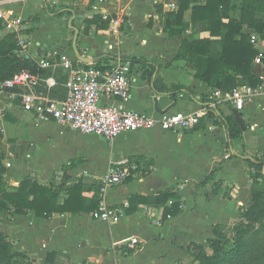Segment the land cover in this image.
Instances as JSON below:
<instances>
[{
    "label": "crops",
    "instance_id": "crops-1",
    "mask_svg": "<svg viewBox=\"0 0 264 264\" xmlns=\"http://www.w3.org/2000/svg\"><path fill=\"white\" fill-rule=\"evenodd\" d=\"M172 1L177 7L170 10L167 4ZM196 4L205 5L206 0H191V8L185 14L189 27L181 36L171 37L165 30L166 20L170 12L178 9V0H0V12L15 14L25 21L19 35L15 33L27 44L18 53L20 56L36 62L53 51L76 57L73 40L77 28L80 33L76 45L83 56L92 60H79L82 66L110 69L125 58L157 65L153 69L128 61L132 70L130 100L104 96L103 104L153 116L166 111L207 112L193 129L168 132L157 126L107 140L82 134L53 119H40L20 105L10 106L5 111L8 117L1 119L0 147L4 150L7 178L13 186L31 177L44 185L63 186L66 197L68 188L82 182L88 187L83 194L90 202L97 189L92 188L99 185L114 162L130 157L149 169L147 174L109 189L108 202L123 210L118 222L94 219L91 212L54 214L49 219L38 217L31 210L10 217L0 214V227L8 233L14 250L25 253L32 264H46V254L52 251L57 254L55 264H197L195 244L211 254L208 240L215 237L213 227L219 224L231 233L240 219V207L250 202L252 186L249 163L244 159L264 157V58L256 63L257 55L252 62L261 83L243 84L256 91L253 101L246 102L241 111L229 100L214 106L215 91L220 88L197 79L187 60L175 59L183 38H220L212 36L205 24L192 22V6ZM46 5L54 11L62 7L71 11L55 16L46 10ZM241 7L242 1L235 0L230 15L239 18ZM104 13L120 18V26L105 29L86 23ZM256 18L264 21V11H258ZM4 27L0 28V40L11 32ZM244 31L250 37L257 36L254 48L264 54L260 33L248 24ZM42 74L49 78L51 70ZM66 77V71L59 68L55 96L59 97L65 89L62 84ZM156 78L169 87L182 85L185 89L173 95L156 92ZM235 110L245 129L240 125L241 136L230 141L226 118L237 119ZM92 150L101 155V163L91 162ZM216 188L220 190L217 194L213 193ZM165 191L177 192L181 203L177 215L164 219L165 206L156 203L131 205L133 196ZM172 201L166 206L170 207ZM133 238L139 242L132 244Z\"/></svg>",
    "mask_w": 264,
    "mask_h": 264
},
{
    "label": "trees",
    "instance_id": "trees-1",
    "mask_svg": "<svg viewBox=\"0 0 264 264\" xmlns=\"http://www.w3.org/2000/svg\"><path fill=\"white\" fill-rule=\"evenodd\" d=\"M234 1L206 0L205 5L196 4L192 6V22L205 24L212 36H220V38L219 40L214 38L200 40L183 38L180 49L175 56V59H184L191 64L195 69L197 79L226 92H230L243 84L255 86L261 83L252 68V62L259 53L254 48L250 35L244 31V25L248 24L250 28L259 32L264 38V21L256 18L258 11H264V0H241L242 7L239 18L230 15ZM189 8H191V0H178V9L169 13L165 30L171 37L181 36L189 27L188 22L185 21V14ZM46 10L60 17L70 14L71 11L67 7L54 11L49 5H46ZM86 23L88 25L97 24L105 29L111 25L109 19L104 20L101 16H94L92 19L86 20ZM2 26L3 20L0 18V28ZM21 51L22 47L15 33L10 32L0 40V82L25 69L34 73L38 72L37 62L33 58L20 56L18 53ZM122 61L139 62L153 69L157 68V65L143 59L125 58ZM97 67L100 66L97 65ZM45 71L41 70V73ZM153 87L156 92L172 95L176 92H183L185 89L182 85L169 87L161 78L153 80ZM65 95L66 90L64 89L59 97L64 98ZM3 117L7 118L8 116L5 115V112H0V140L3 138L1 125ZM226 121L228 122L230 141L240 137L243 129L237 119L232 117L231 121L226 118ZM229 145L231 146V142ZM241 155L243 156L244 153ZM244 160L249 163V176L252 181L250 202L247 206L240 207V219L232 227L231 233L219 224L213 227L215 237L208 240L212 249L211 254L202 245L195 244L198 264H264V249L257 244L256 240L247 238L255 224L264 219V157H246ZM7 174L4 150L0 147V214L3 213L7 217L13 216L15 213L25 214L31 210L36 216L49 219L54 214L76 215L92 212L99 206L100 183L92 188L97 189L90 202H87L83 193L88 187L82 182L68 188L66 190L67 195L64 197L62 194L63 186L59 188L53 185H44L28 177L16 187L9 183ZM210 176L211 174L208 178ZM66 180L67 176H64L63 185H65ZM219 191V188H216L213 193L217 194ZM171 199L173 200L172 205L166 206ZM178 199L177 192L165 191L153 196H133L131 205L150 202L164 205V219H167L181 211V203L177 201ZM56 255L55 251L48 252L46 264H55ZM0 264H32L25 253L14 250L8 233L1 227Z\"/></svg>",
    "mask_w": 264,
    "mask_h": 264
},
{
    "label": "built area",
    "instance_id": "built-area-1",
    "mask_svg": "<svg viewBox=\"0 0 264 264\" xmlns=\"http://www.w3.org/2000/svg\"><path fill=\"white\" fill-rule=\"evenodd\" d=\"M167 6L172 10L177 4L172 1ZM0 18L6 29L19 35L25 23L21 17L0 12ZM103 18L109 19L113 27L120 26V18L108 13H104ZM251 39L252 42H257L256 35H252ZM18 40L23 51L27 48L26 41L21 38ZM263 58V53L258 54L256 63H261ZM37 66V73L25 69L0 82L1 113L17 104L40 119H53L82 134H94L107 140H113L122 133L139 132L157 126L168 132L193 129L207 113L205 110L189 114L166 111L159 116H153L133 109L103 104L101 100L104 96L118 98L123 102L130 100L132 70L128 61H119L110 69L96 65L85 67L76 57L53 51L48 56L40 57ZM59 68L67 73L62 84L66 90L64 98L54 95V87L58 84L55 75ZM41 70H51V77L45 78ZM215 95L217 100L214 106L222 100H229L241 111L246 102L254 100L256 91L249 85H241L226 93L218 89ZM148 172L147 167L130 157L114 162L100 178L99 206L91 212V216L97 220L118 222L123 210L108 202L109 189ZM138 242L137 238L132 239V244Z\"/></svg>",
    "mask_w": 264,
    "mask_h": 264
},
{
    "label": "rangeland",
    "instance_id": "rangeland-1",
    "mask_svg": "<svg viewBox=\"0 0 264 264\" xmlns=\"http://www.w3.org/2000/svg\"><path fill=\"white\" fill-rule=\"evenodd\" d=\"M3 27L4 26H2V28ZM4 28H6V27H4ZM96 147H98L96 150H99L100 145L96 146ZM90 155H89V158H90L92 163H101L102 162L101 155H99L97 151L92 150ZM247 238L249 240H256L257 244H259V246L264 249V219L260 220L259 222H257L255 224V226L252 228L250 233L247 235ZM195 260H197V259L195 258ZM190 263L191 262H189L188 264H190Z\"/></svg>",
    "mask_w": 264,
    "mask_h": 264
},
{
    "label": "water",
    "instance_id": "water-1",
    "mask_svg": "<svg viewBox=\"0 0 264 264\" xmlns=\"http://www.w3.org/2000/svg\"><path fill=\"white\" fill-rule=\"evenodd\" d=\"M70 26H72V25H71V22H70ZM74 30H75V36H74V40H73V50H74V52H75L76 57H77L79 60L83 61V62H89V61H92L91 58L86 57V56H83V55L81 54L80 50L78 49L76 43H77V40H78V37H79V33H80V31H79L77 28H74ZM234 113H235V115H236V117H237V119H238L240 125L242 126V128L245 129V124H244V122H243V120H242V117H241L240 113H239L237 110H235ZM197 264H198V262H197Z\"/></svg>",
    "mask_w": 264,
    "mask_h": 264
}]
</instances>
